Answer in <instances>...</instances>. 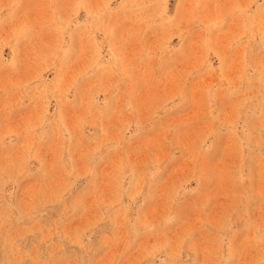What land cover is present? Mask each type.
<instances>
[{
  "label": "rangeland",
  "instance_id": "rangeland-1",
  "mask_svg": "<svg viewBox=\"0 0 264 264\" xmlns=\"http://www.w3.org/2000/svg\"><path fill=\"white\" fill-rule=\"evenodd\" d=\"M0 264H264V0H0Z\"/></svg>",
  "mask_w": 264,
  "mask_h": 264
}]
</instances>
